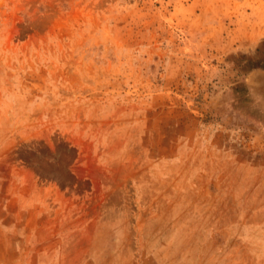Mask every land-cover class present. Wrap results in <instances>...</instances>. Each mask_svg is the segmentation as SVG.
Returning <instances> with one entry per match:
<instances>
[{
	"label": "rangeland",
	"instance_id": "obj_1",
	"mask_svg": "<svg viewBox=\"0 0 264 264\" xmlns=\"http://www.w3.org/2000/svg\"><path fill=\"white\" fill-rule=\"evenodd\" d=\"M262 73L264 0H0V264H264Z\"/></svg>",
	"mask_w": 264,
	"mask_h": 264
},
{
	"label": "water",
	"instance_id": "obj_2",
	"mask_svg": "<svg viewBox=\"0 0 264 264\" xmlns=\"http://www.w3.org/2000/svg\"><path fill=\"white\" fill-rule=\"evenodd\" d=\"M257 77V76H256ZM257 83H255V84H261V85H264V73H262L261 75H259L258 77H257Z\"/></svg>",
	"mask_w": 264,
	"mask_h": 264
}]
</instances>
